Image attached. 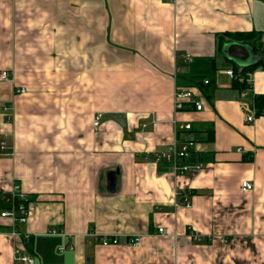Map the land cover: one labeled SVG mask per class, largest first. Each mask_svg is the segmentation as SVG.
<instances>
[{
    "label": "crops",
    "instance_id": "1",
    "mask_svg": "<svg viewBox=\"0 0 264 264\" xmlns=\"http://www.w3.org/2000/svg\"><path fill=\"white\" fill-rule=\"evenodd\" d=\"M0 70V209L34 207L17 237L0 216V264H264V0H0ZM187 138L189 171L154 159Z\"/></svg>",
    "mask_w": 264,
    "mask_h": 264
},
{
    "label": "built area",
    "instance_id": "2",
    "mask_svg": "<svg viewBox=\"0 0 264 264\" xmlns=\"http://www.w3.org/2000/svg\"><path fill=\"white\" fill-rule=\"evenodd\" d=\"M230 75H236L233 69L226 70ZM9 72L7 70H0V79H8ZM205 83L209 82L208 78L204 79ZM15 91L17 93L26 92L27 88L24 86L16 87ZM193 104L196 109H201L203 103L199 100L197 93L194 89L190 87L178 88L175 93V109L181 110L185 109L188 105ZM5 108H8L6 105ZM101 113H98L95 118V123H99V118ZM248 119L252 120L253 115H248ZM143 126L146 123H142ZM176 128L179 130L190 131L192 129V123L190 121H176ZM8 142L3 139L0 142V155L7 153ZM195 147V140L192 138L185 139L181 144L172 143L168 149L162 152L154 153L153 157L155 160H166L171 163L175 172H186L191 169V165L185 161L190 157L193 148ZM201 164H198L200 166ZM244 189H251L253 183L249 180H244L243 183ZM7 200L10 202V205L6 208L0 209V216L11 219L13 226L8 232L17 237L23 234L20 229V225L26 223L30 217L34 214V207L32 206L28 194L20 188V185L16 184L12 190L6 195ZM187 205L190 206L191 203L187 201ZM0 231L2 228L0 227ZM51 233H57L56 229H51ZM158 233L162 235H171L173 232L167 226H159ZM93 236L104 245L116 244L120 242L118 235H109V234H97L92 233ZM195 238H199L198 235H195ZM141 240L140 235H132L129 237V241L132 243H138ZM61 249H64L65 246H61ZM16 259L22 263H34V258L24 252L21 246L18 244L15 250Z\"/></svg>",
    "mask_w": 264,
    "mask_h": 264
},
{
    "label": "trees",
    "instance_id": "3",
    "mask_svg": "<svg viewBox=\"0 0 264 264\" xmlns=\"http://www.w3.org/2000/svg\"><path fill=\"white\" fill-rule=\"evenodd\" d=\"M230 36L233 38H256L258 35L260 36V34H258L257 31L255 30H239V31H234V32H225L220 34V36ZM260 64V62H255L252 64H248L246 66H244L240 71L239 70H235L236 73V77H235V83L239 88H245L248 86L247 83V79L249 76V73L251 71H253L258 65ZM255 106H256V111L258 114H263L264 113V93H257L255 95Z\"/></svg>",
    "mask_w": 264,
    "mask_h": 264
},
{
    "label": "water",
    "instance_id": "4",
    "mask_svg": "<svg viewBox=\"0 0 264 264\" xmlns=\"http://www.w3.org/2000/svg\"><path fill=\"white\" fill-rule=\"evenodd\" d=\"M112 117H114L115 119H117L118 121L124 123V119L121 115H119L118 113H113Z\"/></svg>",
    "mask_w": 264,
    "mask_h": 264
}]
</instances>
